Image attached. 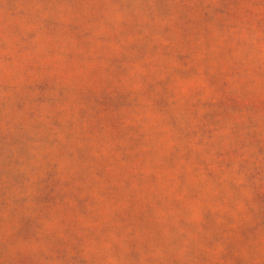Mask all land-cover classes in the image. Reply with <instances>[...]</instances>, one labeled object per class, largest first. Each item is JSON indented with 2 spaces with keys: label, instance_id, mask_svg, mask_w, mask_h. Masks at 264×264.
Listing matches in <instances>:
<instances>
[{
  "label": "rangeland",
  "instance_id": "1",
  "mask_svg": "<svg viewBox=\"0 0 264 264\" xmlns=\"http://www.w3.org/2000/svg\"><path fill=\"white\" fill-rule=\"evenodd\" d=\"M0 264H264V0H0Z\"/></svg>",
  "mask_w": 264,
  "mask_h": 264
}]
</instances>
